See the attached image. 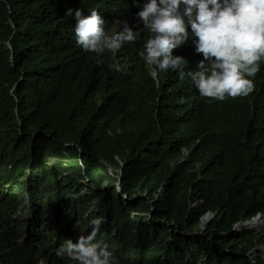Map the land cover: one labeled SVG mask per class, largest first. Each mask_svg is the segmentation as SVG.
Returning a JSON list of instances; mask_svg holds the SVG:
<instances>
[{
    "label": "trees",
    "instance_id": "16d2710c",
    "mask_svg": "<svg viewBox=\"0 0 264 264\" xmlns=\"http://www.w3.org/2000/svg\"><path fill=\"white\" fill-rule=\"evenodd\" d=\"M77 7L137 38L85 52L65 15ZM137 11L0 0V264H70L57 248L96 216L118 264H264V227L236 228L264 217V59L247 96L201 97L187 76L151 75ZM189 38L173 54L197 71Z\"/></svg>",
    "mask_w": 264,
    "mask_h": 264
},
{
    "label": "clouds",
    "instance_id": "9594fccd",
    "mask_svg": "<svg viewBox=\"0 0 264 264\" xmlns=\"http://www.w3.org/2000/svg\"><path fill=\"white\" fill-rule=\"evenodd\" d=\"M133 5L138 8L136 17L151 33L143 45V59L152 66L154 78L158 70L174 71L181 80L190 78L201 97L217 101L253 91L251 77L264 59V0H144L143 4L133 0ZM65 15L74 17L75 42L85 52L99 55L137 38L127 22L107 34L96 8L88 15L80 7L67 8ZM189 33L194 51L202 55L197 71H185L187 59L173 54L190 39ZM183 151L186 154L187 149ZM103 222L101 216L92 218L91 230L75 242L66 239L56 255L70 264H118L114 250L96 240Z\"/></svg>",
    "mask_w": 264,
    "mask_h": 264
},
{
    "label": "water",
    "instance_id": "95a60500",
    "mask_svg": "<svg viewBox=\"0 0 264 264\" xmlns=\"http://www.w3.org/2000/svg\"><path fill=\"white\" fill-rule=\"evenodd\" d=\"M260 215L256 216V217H253L252 219H250L249 221H242V222H239L236 224V228L237 229H240L241 225L242 224H250L251 225V222H253L254 220L258 219ZM213 217V213L212 212H208L206 213L204 216H202L201 218V222H202V229H204L206 227V225L208 224V222L212 219Z\"/></svg>",
    "mask_w": 264,
    "mask_h": 264
},
{
    "label": "bare ground",
    "instance_id": "6f19581e",
    "mask_svg": "<svg viewBox=\"0 0 264 264\" xmlns=\"http://www.w3.org/2000/svg\"><path fill=\"white\" fill-rule=\"evenodd\" d=\"M254 224V225H253ZM263 224V221L262 220H260V219H256V220H254L253 222H251V226L253 227V228H255V227H259V226H261ZM250 225V224H249Z\"/></svg>",
    "mask_w": 264,
    "mask_h": 264
},
{
    "label": "rangeland",
    "instance_id": "374dc122",
    "mask_svg": "<svg viewBox=\"0 0 264 264\" xmlns=\"http://www.w3.org/2000/svg\"><path fill=\"white\" fill-rule=\"evenodd\" d=\"M259 219H261V220L263 221V224H262L261 226H259V227H255V228L252 227V229H257V230H259V229H261V228L264 227V217H260ZM253 225H254V224H253ZM246 226H247V225H246ZM249 227H251V225H250ZM261 250L264 252V245L261 246Z\"/></svg>",
    "mask_w": 264,
    "mask_h": 264
}]
</instances>
